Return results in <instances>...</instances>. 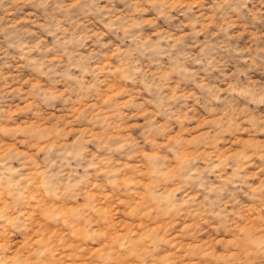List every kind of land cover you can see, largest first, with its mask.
Returning a JSON list of instances; mask_svg holds the SVG:
<instances>
[{
	"label": "rangeland",
	"instance_id": "rangeland-1",
	"mask_svg": "<svg viewBox=\"0 0 264 264\" xmlns=\"http://www.w3.org/2000/svg\"><path fill=\"white\" fill-rule=\"evenodd\" d=\"M0 264H264V0H0Z\"/></svg>",
	"mask_w": 264,
	"mask_h": 264
}]
</instances>
